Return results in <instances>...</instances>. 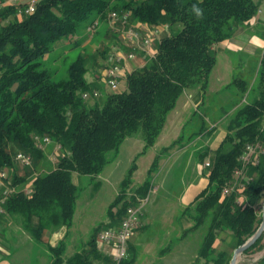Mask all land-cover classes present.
<instances>
[{
  "label": "trees",
  "instance_id": "trees-1",
  "mask_svg": "<svg viewBox=\"0 0 264 264\" xmlns=\"http://www.w3.org/2000/svg\"><path fill=\"white\" fill-rule=\"evenodd\" d=\"M0 2V169L13 165L19 152L38 160L36 174L29 182L27 175L14 176V184H29L32 193L27 195L19 188L7 201L5 214L22 217L35 241L46 245L51 256L48 264H115L110 248L101 247L99 232L103 227L117 228L128 207L150 199L156 189L153 176L134 187L137 156L108 206L107 224L96 227L83 248L67 256L65 239L52 244L46 235L60 228L68 230L73 224L81 191L74 177H99L117 158L128 137L139 134L144 151L154 146L180 96L207 92L218 45L235 38L241 27L251 25L260 12V2L37 0L32 13H26L28 0ZM193 5L202 10L201 17L196 16ZM112 12L128 13V23L113 22ZM101 21L112 22L107 31L110 39L123 36L130 26L140 33L157 30L152 44L142 51L145 57L141 64H134L121 77L127 89L107 93L98 78L89 81L86 77L89 63L104 68V76V60L98 58H107V48L98 50L99 57L80 53L69 66L68 77L56 79L45 57L53 54L63 39L73 48L82 46L79 32H93ZM232 84L241 94L239 106L219 144L198 155L202 164L199 172L206 182L182 214L192 220L182 238L204 229L192 264H230L235 249L252 237L262 222L264 155L259 164H244L241 157L249 143L264 140V51L253 80L236 77L229 87ZM95 91L99 96H94ZM202 123L203 133H214V125ZM37 136L50 138L54 152H58L56 162L47 156L44 146L40 147ZM178 142L174 140L164 150ZM158 160L156 156L148 175ZM207 161L209 166H205ZM145 214L144 207L135 232L143 229L140 224ZM169 249L165 247L160 253ZM263 251L264 234L243 254L252 257ZM138 257L132 237L120 264H134ZM252 264H264V254Z\"/></svg>",
  "mask_w": 264,
  "mask_h": 264
},
{
  "label": "rangeland",
  "instance_id": "rangeland-1",
  "mask_svg": "<svg viewBox=\"0 0 264 264\" xmlns=\"http://www.w3.org/2000/svg\"><path fill=\"white\" fill-rule=\"evenodd\" d=\"M18 1L22 0H15ZM257 1L260 2V12L251 21V25L241 27L243 29L238 31L236 37L227 40L225 45L224 43L218 45L217 63L211 72L207 92L204 95L200 93L181 95L176 107L168 115V120L154 146L144 151V142L139 134L128 137L121 145L117 158L105 167L99 177L92 180L88 176H77L78 179L75 176L74 181L80 185L81 191L73 224L68 230L60 228L47 232V241L58 244L60 240L65 239L67 256L81 250L94 229L107 224L108 206L119 193L122 180L138 156L136 160L138 168L133 174L134 187L142 185L153 176L152 182L155 183L156 189L151 193L145 206V219L140 224L143 229L133 235V244L139 252L134 264L194 262L202 243L204 229L191 232L182 238L183 230L192 225L191 218H184L182 214L196 192L206 182L199 172L202 164L198 155L207 147H216L219 144L227 132L229 118L235 114L239 106L241 98L239 89L233 84L229 87V84L236 77H244L251 82L257 73L259 60L264 51V0ZM111 25V21H101L93 32L86 29L80 31L78 38L83 39V44L78 48L69 46V42L63 39L57 50L45 57L47 68L53 72L56 79L67 78L69 66L80 53L86 52L92 57H99L100 48L109 50L107 58L115 53L135 52L136 58L128 63L132 62L131 67H134L133 63L140 65L145 57L142 52L145 47L131 44L132 41L124 35L110 39L107 31ZM107 58L99 57L98 61L103 59L106 66ZM94 67L89 63L87 79L94 81L98 78L101 89L107 93L114 92L115 90L103 81L104 68L100 70V67ZM118 89H127L125 79L121 81ZM250 98V95L247 96L248 101ZM183 100L185 101L182 103ZM202 122L206 127L214 125V133H203ZM176 139H179L176 145L164 150ZM44 149L52 162H56L58 152H54L53 143L44 146ZM16 156L13 157L15 161L13 165L0 169L7 174L6 186L12 192L19 188L25 190L29 186L26 183L14 184V176L27 175L29 182L31 175L36 174L35 163L38 162L34 160L30 165H22L16 160ZM156 156H159L157 165L151 175H148ZM189 213H186V216ZM103 229L105 228L103 227L100 232ZM101 245L102 248L109 250L108 245ZM168 246L170 249L161 254V249ZM263 254L264 251L252 257L242 254L238 258V264H248ZM50 260L46 245L35 241L25 228L21 216L5 213L0 216V264H48Z\"/></svg>",
  "mask_w": 264,
  "mask_h": 264
},
{
  "label": "built area",
  "instance_id": "built-area-1",
  "mask_svg": "<svg viewBox=\"0 0 264 264\" xmlns=\"http://www.w3.org/2000/svg\"><path fill=\"white\" fill-rule=\"evenodd\" d=\"M37 0H28V5L26 8V13H32L36 9ZM3 7V3L0 2V10ZM22 12V10L20 11ZM113 22L122 23L125 25L128 23L129 14L119 15L117 12H112L110 14ZM156 31H150L147 33H140L130 26L124 32L125 38L131 40V44L142 45L143 50L147 49L152 44V38L156 34ZM136 53L131 52L127 54L115 53L110 55L107 58L106 69L104 72V82L112 90H117L120 85V79L125 74L127 68V63L136 58ZM94 96H99V92L95 91ZM84 97L87 98L88 94H84ZM36 140L39 141L40 147L50 144L51 140L49 137H36ZM264 155V140H259L254 143H249L246 146L245 153L241 157L243 163H254L259 164L261 157ZM16 160L22 165H30L33 161L32 155L29 153L19 152L16 156ZM210 163L207 161L205 166H209ZM7 174L3 171H0V214L5 213V206L9 198L17 191L12 192L6 185ZM10 188H13L10 186ZM25 193L30 195L32 193V187L28 186L25 188ZM12 192V193H11ZM226 193L229 190H225ZM148 202V197L139 200L137 206H130L127 208L125 217L120 222L117 228H106L103 229L98 236L99 242L104 245H108L110 252L115 264H120L128 254V244L129 240L133 237L135 230L139 226L140 218L142 216V210ZM261 256V255H259ZM257 256L255 261H258L261 257Z\"/></svg>",
  "mask_w": 264,
  "mask_h": 264
},
{
  "label": "water",
  "instance_id": "water-1",
  "mask_svg": "<svg viewBox=\"0 0 264 264\" xmlns=\"http://www.w3.org/2000/svg\"><path fill=\"white\" fill-rule=\"evenodd\" d=\"M262 234H264V205L262 209V222L258 230L244 244L235 249L230 264H238L239 256L252 246L262 236Z\"/></svg>",
  "mask_w": 264,
  "mask_h": 264
},
{
  "label": "crops",
  "instance_id": "crops-1",
  "mask_svg": "<svg viewBox=\"0 0 264 264\" xmlns=\"http://www.w3.org/2000/svg\"><path fill=\"white\" fill-rule=\"evenodd\" d=\"M222 43H224V45H225V43H227V41H224V42H222ZM220 44H221V43H220ZM131 64H132V62H130V63L127 64V68H126L125 71H128V72H129V71L132 69ZM135 64H137V63H135ZM133 65H134V63H133ZM120 84H121V82H120ZM119 87H120V85H119ZM187 95H188V94H187ZM180 97H181V96H180ZM188 97H189V96H188ZM185 100H188V99H185ZM185 100H183L182 103H183ZM76 177H77V176H76ZM77 179H78V177H77ZM204 180H205V178H204ZM204 185H205V184H204ZM204 185H203V186H204ZM202 188H203V187H202ZM202 188H201V189H202ZM199 191H200V190H199ZM199 191H198V192H199ZM198 192H196V194H197ZM196 194H195V195H196ZM188 199H190V198H188ZM261 256H262V255H261ZM251 260H252V259H251ZM251 262H252V261H250V263H248V264H252V263L256 262V261H255V258L253 259V262H252V263H251Z\"/></svg>",
  "mask_w": 264,
  "mask_h": 264
},
{
  "label": "clouds",
  "instance_id": "clouds-1",
  "mask_svg": "<svg viewBox=\"0 0 264 264\" xmlns=\"http://www.w3.org/2000/svg\"><path fill=\"white\" fill-rule=\"evenodd\" d=\"M193 11L195 12L197 17H201L202 16V10L200 8H198L197 6L193 5Z\"/></svg>",
  "mask_w": 264,
  "mask_h": 264
}]
</instances>
